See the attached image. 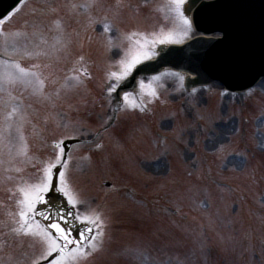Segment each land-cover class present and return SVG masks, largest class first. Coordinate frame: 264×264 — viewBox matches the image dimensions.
Listing matches in <instances>:
<instances>
[{
  "label": "rangeland",
  "instance_id": "rangeland-1",
  "mask_svg": "<svg viewBox=\"0 0 264 264\" xmlns=\"http://www.w3.org/2000/svg\"><path fill=\"white\" fill-rule=\"evenodd\" d=\"M47 1L32 0L27 7L36 14L30 19L32 24L26 26V38L18 44L11 41L9 34L7 45L3 41L0 46V53L4 60H21V66L27 69L30 63H43L40 68H34L45 73L43 96L33 94L32 87L19 84L11 89L28 102L23 109L26 119L22 126L28 153L41 144L43 151L48 150L51 139L83 138L90 143L73 151L67 176L80 197L103 213L110 228L108 242L96 261L86 264H264V106L255 100L253 107L238 110L247 104L246 95H238L234 106L229 100L221 104L217 97L218 85L187 93L183 89L185 77L166 72L154 84L169 106L157 111L154 122L124 110L119 123L106 134L104 149L95 156L90 155L93 159L82 160L84 153L100 142L101 138L94 140V135L112 118L113 102L106 105L100 99L94 101L93 97H103L89 86L81 73L77 74L83 83L78 87L62 88L61 85L66 75L72 74L73 67H82L94 71V75L104 74L102 89L107 93L105 74L132 50L131 43L119 45L112 33H104L98 16L112 20L119 27V35L144 30L153 39L171 35L178 41L167 44H180L194 33L184 22L181 26L176 11L169 13L165 8L168 13L156 12L158 7H165L161 5L163 0H137L156 13L136 3L134 7L139 9L134 10L131 3L136 0L120 1L119 8L117 0L114 3L98 0L88 10L79 7L88 0H50L51 8L40 10L41 2L47 4ZM89 17H94L96 23L90 24ZM170 18L174 26L169 25ZM52 22H59L62 31L55 24L51 26ZM72 24L77 27L75 31L73 26L70 28ZM10 30L12 33L15 29ZM58 38L67 47L57 44ZM13 44L19 51H14ZM26 50L47 54L32 57L25 54ZM81 57L83 62L79 64ZM23 91L33 98L22 94ZM253 94L264 102V82ZM5 95L0 97V102L10 100L8 93ZM183 99L185 103L181 105ZM100 102L101 108L97 106ZM12 106L3 107L9 113ZM56 106L61 111L76 109L79 120L75 118L70 124L56 116L53 121ZM89 111L93 114L87 117L85 113ZM237 114L255 116L252 125L244 127ZM5 115L0 114V125ZM18 122L15 117L14 135ZM156 131L170 139L161 148L164 150L161 162H154L160 154ZM15 137L12 136L13 144L17 143ZM15 151L13 147L10 156L5 148L0 155L3 161L0 163V214L9 198L8 177L11 176L5 175V171L12 167L16 173V168L31 166L29 161L13 159ZM48 152L50 159L51 152ZM244 153L249 155V160ZM206 176L215 182L206 180ZM36 182L37 179L31 183ZM105 182L113 186L108 189ZM240 186L245 189H239ZM114 189L120 191L115 193ZM161 205L170 206L178 213L171 215ZM78 207L83 210V206Z\"/></svg>",
  "mask_w": 264,
  "mask_h": 264
},
{
  "label": "snow or ice",
  "instance_id": "snow-or-ice-1",
  "mask_svg": "<svg viewBox=\"0 0 264 264\" xmlns=\"http://www.w3.org/2000/svg\"><path fill=\"white\" fill-rule=\"evenodd\" d=\"M97 3L98 0H88L86 4L79 5V7L90 9L95 7ZM172 3L175 10L183 16L184 0H172ZM72 7L76 8L77 5H72ZM119 7L120 0H117V8ZM89 23H96V19L89 17ZM101 23L104 33H110L113 30V25L107 17ZM54 24L57 30L62 31L59 22H54ZM184 24L190 27V22L187 19H184ZM11 35L13 39L27 36L26 33L20 30ZM141 36L142 34L139 32L127 34V39L133 45L130 54L126 53L118 61V71L107 73L108 96L111 98L112 94L117 93L118 89L122 93V95L118 94L115 97L118 104L117 108L113 109L114 112H118L122 108L132 111L137 109L145 111L147 105L143 103V90L146 88L150 89L147 94L152 100L158 99V93L152 87L151 81L146 85L143 80H140L141 93L136 96H133L131 92L124 91L121 85L128 81L138 65L152 60L157 55L154 50L157 44L178 42L171 35L151 40L143 35V40L136 39ZM0 38H3L5 45H7L9 34L2 29H0ZM56 43L61 44L62 47H67L60 38L57 39ZM108 43L112 44L111 38H109ZM13 48L14 51H19L14 44ZM25 54L39 57L47 53L26 50ZM82 62L83 57L77 63L82 64ZM33 67L38 69L40 65H33ZM71 73V75H66L65 81L61 85L62 88H75L81 85L83 80L81 75L77 73H81L87 78L91 76L82 67H73ZM45 79L42 72L22 67L17 61L0 60V92H8L12 100L16 98L11 95V89L18 84L32 87L33 94L43 96ZM159 79L158 76L152 78V80ZM134 80L135 77H133ZM56 94L59 95V92ZM121 99L122 104L120 103ZM15 117H18L19 122L15 123L17 143L13 144L11 136ZM25 119L22 103L14 104L11 111L5 115L4 123L0 125V155H2V150L6 148L11 156L14 147L16 151L13 159L28 156V144L22 132ZM55 148L58 149V152L55 158L43 168V175L39 181L36 183L22 182L13 192V195L18 192L20 196L16 201L18 211L15 214L9 213L14 225L11 231L17 237H31L42 245L40 256L35 258L32 264H41V260L48 261V264H81L82 261L103 250L106 223L103 213L93 209L89 202L82 199L79 192L70 184L67 170L71 156L65 152L66 145L63 141H60L55 145ZM11 162L9 161V163ZM0 163H3V161L0 160ZM15 171L19 172L21 169L16 168ZM8 179H12V177H8ZM78 206H83V210L81 211ZM2 247L3 244H0V248Z\"/></svg>",
  "mask_w": 264,
  "mask_h": 264
},
{
  "label": "water",
  "instance_id": "water-1",
  "mask_svg": "<svg viewBox=\"0 0 264 264\" xmlns=\"http://www.w3.org/2000/svg\"><path fill=\"white\" fill-rule=\"evenodd\" d=\"M18 1L0 0V15ZM196 3L190 2V10ZM194 19L207 32H223L224 39L196 40L184 48H171L159 62L142 67L137 75L142 71L157 73L165 66L197 75L191 86L221 81L233 91L247 89L264 76V0H218L200 6Z\"/></svg>",
  "mask_w": 264,
  "mask_h": 264
},
{
  "label": "trees",
  "instance_id": "trees-1",
  "mask_svg": "<svg viewBox=\"0 0 264 264\" xmlns=\"http://www.w3.org/2000/svg\"><path fill=\"white\" fill-rule=\"evenodd\" d=\"M149 98H150L149 103L153 102L150 96H149ZM143 103L146 104L147 106L149 105L146 100H143ZM152 112H153V109H151L150 107H147L146 110L143 111L142 113H144L145 115H148L150 117Z\"/></svg>",
  "mask_w": 264,
  "mask_h": 264
},
{
  "label": "bare ground",
  "instance_id": "bare-ground-1",
  "mask_svg": "<svg viewBox=\"0 0 264 264\" xmlns=\"http://www.w3.org/2000/svg\"><path fill=\"white\" fill-rule=\"evenodd\" d=\"M201 1H204V0H201Z\"/></svg>",
  "mask_w": 264,
  "mask_h": 264
}]
</instances>
